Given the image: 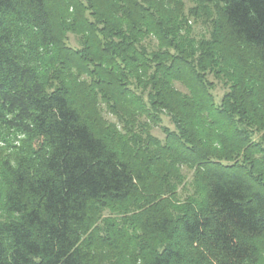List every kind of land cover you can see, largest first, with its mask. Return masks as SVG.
Returning a JSON list of instances; mask_svg holds the SVG:
<instances>
[{"label":"trees","instance_id":"1","mask_svg":"<svg viewBox=\"0 0 264 264\" xmlns=\"http://www.w3.org/2000/svg\"><path fill=\"white\" fill-rule=\"evenodd\" d=\"M148 1L0 0V140L19 143L0 165V202L13 216L0 222V264H92L81 246L92 209L122 203L153 181L152 163L133 165L117 149L114 128L87 105L91 93L117 108L133 76L150 85L153 115L165 112L175 123L173 152L206 182L204 198L175 217L145 203L144 264H244L259 256L264 169L246 153L240 87L217 102L204 69L184 54L148 56L135 47L122 24L140 30ZM193 1L222 7L228 39L247 49L264 77V0ZM70 30L86 32L83 51L65 44ZM49 73L55 87H47ZM257 97L242 95L243 107L258 114L264 97Z\"/></svg>","mask_w":264,"mask_h":264},{"label":"rangeland","instance_id":"2","mask_svg":"<svg viewBox=\"0 0 264 264\" xmlns=\"http://www.w3.org/2000/svg\"><path fill=\"white\" fill-rule=\"evenodd\" d=\"M144 7L140 30L130 32L128 25L121 23L125 33L132 35L135 47L144 50L148 56L184 54L204 69L217 102L233 87H240V119L243 122L240 127L248 131L252 142L246 144V153L258 159L257 163L264 169V100L262 98L259 104L258 114L243 107L241 100L246 93H251L256 102L257 94L264 97V77L247 49L242 45L237 49V45L228 39L222 7L193 0H149ZM86 36V32L70 30L64 42L83 51ZM52 77L55 76L46 75L47 87L57 85L58 81ZM80 80L90 81V77L82 75ZM128 86L132 91L125 99L118 100L117 108L111 106L112 99L91 93L87 105L106 127L114 128L117 149L129 155L133 165L152 163L153 181L149 180L147 188L137 187L135 193L122 203L98 204L92 209L87 230L81 238L82 249L92 264H144L146 242L144 244L138 223L145 203H157L161 210L166 208L175 217L205 195L204 174L173 152L177 145L169 134L175 131L176 125L171 116L165 112L153 115L150 85L140 83L133 76ZM174 86L183 93L186 91L179 83ZM15 145L19 143L12 136L0 140V165L5 159H14ZM11 218L13 216L0 202V222ZM244 264H264V238L260 240L259 256Z\"/></svg>","mask_w":264,"mask_h":264}]
</instances>
